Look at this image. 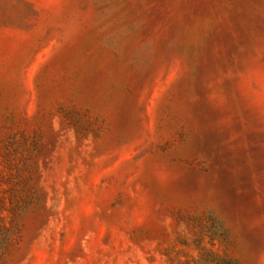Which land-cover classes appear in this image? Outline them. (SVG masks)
I'll list each match as a JSON object with an SVG mask.
<instances>
[{"label": "rangeland", "instance_id": "obj_1", "mask_svg": "<svg viewBox=\"0 0 264 264\" xmlns=\"http://www.w3.org/2000/svg\"><path fill=\"white\" fill-rule=\"evenodd\" d=\"M0 264H264V0H0Z\"/></svg>", "mask_w": 264, "mask_h": 264}]
</instances>
